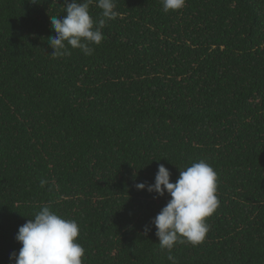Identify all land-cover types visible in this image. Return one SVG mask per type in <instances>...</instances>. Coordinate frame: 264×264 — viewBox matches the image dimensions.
Instances as JSON below:
<instances>
[{
	"label": "trees",
	"instance_id": "trees-1",
	"mask_svg": "<svg viewBox=\"0 0 264 264\" xmlns=\"http://www.w3.org/2000/svg\"><path fill=\"white\" fill-rule=\"evenodd\" d=\"M71 2L0 0V264L45 205L78 223L83 264H171L151 224L171 197L136 184L201 160L219 207L172 256L264 264V0H115L92 55L53 57Z\"/></svg>",
	"mask_w": 264,
	"mask_h": 264
},
{
	"label": "clouds",
	"instance_id": "clouds-1",
	"mask_svg": "<svg viewBox=\"0 0 264 264\" xmlns=\"http://www.w3.org/2000/svg\"><path fill=\"white\" fill-rule=\"evenodd\" d=\"M186 0H162L163 10L168 12L182 9ZM92 0L82 3L72 0L65 7L66 15L53 16L52 27L56 35L48 37L53 49V57L71 55L72 49H80L85 55H92L91 44L99 45L104 39L101 29L106 21L116 19L115 0H96L102 10V18L97 22L92 18L89 5ZM170 171L163 165L158 166L154 183H138L137 190H147L163 197L167 193L171 198L161 211L152 219L155 235L161 249L169 252L168 260L177 264L171 250L177 243H190L197 246L202 243L210 230L206 218L219 207L217 196L218 176L206 161L193 162L180 171L178 179L170 182ZM46 181H41L43 186ZM20 226L16 240L22 244L18 254L12 253L10 259L15 264H83L85 250L77 242L79 225L75 220L65 219L42 206L34 215Z\"/></svg>",
	"mask_w": 264,
	"mask_h": 264
}]
</instances>
